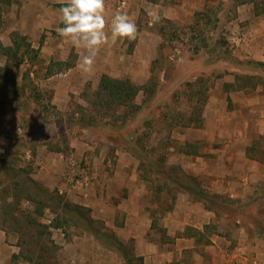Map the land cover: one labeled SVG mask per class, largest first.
<instances>
[{
  "label": "rangeland",
  "instance_id": "obj_1",
  "mask_svg": "<svg viewBox=\"0 0 264 264\" xmlns=\"http://www.w3.org/2000/svg\"><path fill=\"white\" fill-rule=\"evenodd\" d=\"M16 2L0 0V43L11 49H0V189L10 167H29L30 177L42 184L37 174H44L50 158L59 160L66 188L42 185L88 209L99 235L63 222L55 229L48 209L36 217L31 203L23 201L15 210L0 193V264H128L125 251L143 260L140 253L173 249L181 236L205 244L216 235L253 232L252 207L258 204L264 222L262 191L236 206L240 200L228 194L216 199L212 192L220 179L209 174L223 161L219 156L210 162L209 154L227 142L230 119L241 127L238 138L246 122L264 133V112L255 111L264 109V72L254 67L255 57L262 56L264 16L252 14L263 0H127L136 39L111 37L86 74L75 67L73 50L64 62L47 61L41 50L48 31L35 35L29 25L22 29L26 35L16 30L22 28L12 9ZM75 68V78L47 80L67 69L76 73ZM103 75L141 88L133 100L139 110L111 103L100 91ZM190 83H196L192 90ZM143 88L150 92L146 100ZM204 88L208 99L202 107ZM239 100L252 103L246 113L240 114L245 106ZM196 108L199 124L184 128L197 118ZM122 120L120 128L113 126ZM249 136L261 160L257 171L264 167V135ZM195 185L213 194L212 203L222 199L228 205L214 214L198 201ZM177 205L192 219H177ZM197 209L211 215L208 223Z\"/></svg>",
  "mask_w": 264,
  "mask_h": 264
},
{
  "label": "crops",
  "instance_id": "obj_2",
  "mask_svg": "<svg viewBox=\"0 0 264 264\" xmlns=\"http://www.w3.org/2000/svg\"><path fill=\"white\" fill-rule=\"evenodd\" d=\"M67 2L68 0H17L16 4L12 6V9H14V13L18 14L21 19L22 28H17L16 30L23 31V35H26V30H22L25 25H29L31 32L35 35L48 31L50 35L46 37L41 52L48 54V59L47 55H45V59H47L49 63L66 61L69 52L73 50V53L77 54V57L75 56V59H77L74 64L75 67L79 68L77 66L78 61L80 60L81 55L85 53H81L83 48L76 47L65 37H59V41L53 40L55 35L52 33L56 32L57 35H59L57 29L65 26L59 19V9L67 6ZM113 2L114 0H105L104 16L107 21L105 32L108 39L102 46H100V48L104 49L106 48V45L111 42L112 37L110 34L111 22L115 16ZM111 7L112 10L110 9ZM125 13H127V11H125ZM252 14L256 17L264 16V14L258 15L254 10ZM261 42L262 43L259 47L262 49V56L261 58L256 56L255 58L257 59L255 63L264 64V39ZM58 48H61L62 52H60ZM105 55L106 53L103 51V56ZM77 76H79L77 70L76 73H73L70 69H67L59 73L48 75L47 80H55L56 78L69 80V78H75ZM225 82L231 86L235 84L234 80H227ZM62 87L63 85H59L57 88ZM234 91L237 92L239 90L236 89ZM214 100L215 99H213L212 103H214ZM232 102L234 103L236 100L232 99ZM238 102L245 106L242 110L243 112H240V114L246 113L252 104L248 100H239ZM257 110L261 112L260 115L262 116L264 109L259 106L255 108V111ZM229 121L230 122L226 123V125L230 128L232 133L229 131V134H227V144L225 143L222 148H215L209 154L210 162L216 161V158L219 156L223 158V161L221 160V162L218 163L219 169L217 170L219 171L215 174L209 173L220 179V185L214 188L213 191L215 192L212 193L218 195L228 194L227 196L230 199L240 200L241 203H244L249 196H252V194L260 193L264 190V184H257L260 178L264 180V167L261 166V168L255 171V168L260 166L261 163L259 161L261 160H259V157L256 158L257 156H255L256 153L253 151L254 148H252L254 144L252 143L249 145L251 143V141L249 142V135L255 133L261 136L264 135V133H260L258 127H254L246 122V124H243L244 132H242V134L239 133L241 137L238 138L236 137L238 124L232 122V119ZM206 126L207 129H211L210 121ZM240 128L241 127L239 126L238 130H240ZM34 154L35 151L31 152V155L30 153H27L26 157L33 158ZM64 165L63 162L50 158V161L43 166V168H45L44 174H37L35 178L49 189H53L55 186H60L61 189H64L66 188V184L63 183ZM253 166L254 169H251ZM236 176L240 182H236ZM260 186L261 188H259ZM67 192L70 194L71 190L69 189ZM181 206L182 205L176 206L173 215L178 217L177 219H179V217L192 219V213L185 212L183 210L184 208ZM197 210L200 212L199 216L203 218V224H206V222L208 223L209 216L211 215L203 209ZM206 218L208 221H206ZM193 227L197 228V230H201V226ZM179 231L183 232L184 227L180 228ZM175 241L176 245L173 249H164L160 252L151 251L145 254L140 253L139 255L143 257V264H254L256 262L264 264V241L260 239L259 235L255 232H244L243 230H239L228 237L216 235L209 238V242L205 244H199L194 238L189 236H181ZM243 259H247V261H244Z\"/></svg>",
  "mask_w": 264,
  "mask_h": 264
},
{
  "label": "trees",
  "instance_id": "obj_3",
  "mask_svg": "<svg viewBox=\"0 0 264 264\" xmlns=\"http://www.w3.org/2000/svg\"><path fill=\"white\" fill-rule=\"evenodd\" d=\"M257 8L258 5H256V9H255V12L256 10H258L257 12L258 15L264 14V4L262 5V7H260V9ZM0 49L6 52L11 50L8 48H3L1 43H0ZM254 67L255 69L261 70V73L264 72V64L256 63L254 64ZM195 85L190 83L188 85V89L192 90ZM102 90L103 92L108 94L107 95L108 99L111 101V103L115 104L116 106L124 107V108L129 107L131 108L130 110L132 112L134 111L136 112L137 110H139V106L136 107L135 105H133V100L142 89L133 85L130 81L115 80L109 78L106 75H103L101 77V82H100V91ZM142 92L144 94V98H145L144 100L148 99L150 96L149 90L144 89V91ZM200 93H202L201 106L203 107L206 105L208 99L207 96L208 89L204 88V90L203 89L202 91L200 90ZM197 110L198 108H196V111ZM197 114L198 115L195 116L197 118L193 117L188 119V121L184 125V128L195 127L196 124H199V118H200L199 111H197ZM122 122L123 120L120 121L119 123H116V125L113 126H117L120 128L122 126ZM1 156L3 157V155ZM29 171H30L29 167L17 168V169L10 167L7 169V172L5 173L7 183L6 185L2 184L3 187L0 189V193L4 194V196H6L7 198L8 197L11 198L12 205L10 207H12L13 209L15 208V210H17L23 201H27L31 203L33 207V213L36 217H42L44 214V210L48 209L51 212V214L54 216L50 224L55 229H59L61 225H63L62 224L63 222L64 224L66 223L73 224V226H75L76 228H82L84 230L91 231L95 235L98 234L97 228L93 225L94 223L96 224V222L93 221L88 215L89 212L88 209H86L81 205H74L66 202V200L62 196H60L57 191H51L46 187H44L39 182L32 179L30 177ZM183 190L187 191V189L184 188ZM195 190H196L195 192L198 194V198H199L198 201H201V203H203L205 208L212 211L216 215L219 213L218 210L221 205L224 206L228 205V203L224 202L222 199L217 200V202L219 203L217 202L215 204L212 203L213 194H211L212 197L207 196L206 190H205V194H203L204 191L200 189L198 185L197 186L195 185ZM262 192H263L262 195H264V191ZM214 196L216 197V199L223 198L222 195H218V194H215ZM250 200L251 203H254V196ZM234 203L236 206L240 205V207L244 204L241 203L240 201L239 203L236 202ZM259 206L260 205L258 204L252 207V209L254 210L252 212V219L255 222V228H254L255 230H253V232L258 234L264 240V225H263L264 222L259 218L258 211L256 210L257 207ZM119 246L123 250H125L124 245H119ZM125 259L127 260L128 264H143L142 258L133 257L129 252L126 251H125Z\"/></svg>",
  "mask_w": 264,
  "mask_h": 264
},
{
  "label": "clouds",
  "instance_id": "obj_4",
  "mask_svg": "<svg viewBox=\"0 0 264 264\" xmlns=\"http://www.w3.org/2000/svg\"><path fill=\"white\" fill-rule=\"evenodd\" d=\"M104 8L105 0H68L67 6L59 9V19L65 25L57 29L59 35L68 38L76 47L87 50L77 65L84 72L91 70L100 46L108 39ZM137 31L136 23L127 13L115 14L111 22L113 38L134 40Z\"/></svg>",
  "mask_w": 264,
  "mask_h": 264
},
{
  "label": "built area",
  "instance_id": "obj_5",
  "mask_svg": "<svg viewBox=\"0 0 264 264\" xmlns=\"http://www.w3.org/2000/svg\"><path fill=\"white\" fill-rule=\"evenodd\" d=\"M127 0H114V12L115 14L117 12H121V13H125V11L127 10ZM72 161V159H71ZM78 181L75 182V184H77ZM244 261H247V259H243ZM254 264H263V263H254Z\"/></svg>",
  "mask_w": 264,
  "mask_h": 264
}]
</instances>
